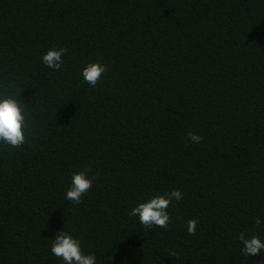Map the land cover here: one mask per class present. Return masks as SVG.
I'll return each instance as SVG.
<instances>
[{"label":"trees","instance_id":"1","mask_svg":"<svg viewBox=\"0 0 264 264\" xmlns=\"http://www.w3.org/2000/svg\"><path fill=\"white\" fill-rule=\"evenodd\" d=\"M5 93L32 123L21 148L0 144V264H64L63 230L97 264H264L238 239L264 240V0H0ZM174 189L167 229L131 215Z\"/></svg>","mask_w":264,"mask_h":264},{"label":"clouds","instance_id":"2","mask_svg":"<svg viewBox=\"0 0 264 264\" xmlns=\"http://www.w3.org/2000/svg\"><path fill=\"white\" fill-rule=\"evenodd\" d=\"M67 52L66 48L50 49L42 57V62L54 70H60L63 65V56ZM106 67L100 63H91L83 69L82 75L85 82L91 87H95ZM28 107H26L16 95L0 94V144L12 148H21L28 143L26 130L30 128L32 121L29 119ZM188 138L199 143L202 137L193 132L187 133ZM94 179V178H93ZM93 180L89 179L86 172L74 173L71 187L67 190L66 199L76 204L82 203V197L92 188ZM182 193L174 189L166 195H160L150 199L148 202L140 203L132 209L131 215L138 216L140 223L145 229L164 228L167 229L170 223L168 209L173 200H181ZM257 227L264 224V220L255 217ZM198 221L190 219L187 223L189 235H195ZM238 239L242 243V255L253 257L264 252V240L258 235L250 238L244 232L239 234ZM51 252L58 258H62L64 264H97L94 254L85 255L82 251L81 241L74 238L66 231L57 233L52 239ZM172 253V256H175Z\"/></svg>","mask_w":264,"mask_h":264}]
</instances>
